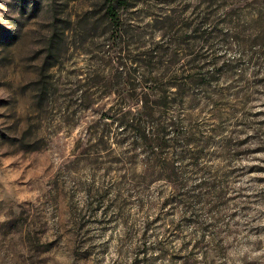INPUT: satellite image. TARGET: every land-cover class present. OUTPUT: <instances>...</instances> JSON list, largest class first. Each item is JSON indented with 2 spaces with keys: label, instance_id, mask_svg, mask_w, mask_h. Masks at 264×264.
<instances>
[{
  "label": "rangeland",
  "instance_id": "obj_1",
  "mask_svg": "<svg viewBox=\"0 0 264 264\" xmlns=\"http://www.w3.org/2000/svg\"><path fill=\"white\" fill-rule=\"evenodd\" d=\"M116 1L0 0V264H264V0Z\"/></svg>",
  "mask_w": 264,
  "mask_h": 264
},
{
  "label": "trees",
  "instance_id": "obj_2",
  "mask_svg": "<svg viewBox=\"0 0 264 264\" xmlns=\"http://www.w3.org/2000/svg\"><path fill=\"white\" fill-rule=\"evenodd\" d=\"M113 2H116L115 5H112L110 8H109V15L113 18L114 21L117 20V14H116V6L117 4H121L123 3L122 1H116V0H112ZM193 33L195 32V30L192 31ZM207 32L203 31V34H200V36H197V34H189V41H193V42H202V41H205V37H207V35L209 34H206ZM187 35V34H186ZM190 56H192V60H190V63H197V58L193 55V54H190ZM214 65V64H213ZM186 72L190 73L189 76L185 79H183V84L181 85H178L177 87H180V88H184L186 86H193L194 84H201V83H204L205 81H207L209 79V82L207 83V85L211 82L210 79L212 78V75L216 73V69H210V68H206L204 66L200 67V68H190V70H187ZM160 94H163V92H159ZM169 127H173L171 125H166L164 128H163V131H162V134L164 136V139H169L168 141H170V137H168V134H164V131H167V129ZM173 132V136H174V139L178 138V139H182L184 133H177L172 130ZM175 134V135H174ZM171 147H169L170 149ZM181 153L183 152V149L184 147H181Z\"/></svg>",
  "mask_w": 264,
  "mask_h": 264
}]
</instances>
